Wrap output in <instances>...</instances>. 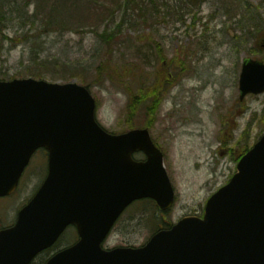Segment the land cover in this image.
Here are the masks:
<instances>
[{
	"label": "water",
	"instance_id": "1",
	"mask_svg": "<svg viewBox=\"0 0 264 264\" xmlns=\"http://www.w3.org/2000/svg\"><path fill=\"white\" fill-rule=\"evenodd\" d=\"M240 91L242 100L264 92L263 62H244ZM40 148L49 152L53 174L15 226L0 232V264H31L70 225L79 242L47 264H264V135L208 201L203 219L184 218L144 248L113 251L102 243L131 203L151 198L164 211L174 203L150 131L107 132L90 91L76 83L0 81V197L16 190ZM136 152L147 160H135Z\"/></svg>",
	"mask_w": 264,
	"mask_h": 264
},
{
	"label": "rangeland",
	"instance_id": "2",
	"mask_svg": "<svg viewBox=\"0 0 264 264\" xmlns=\"http://www.w3.org/2000/svg\"><path fill=\"white\" fill-rule=\"evenodd\" d=\"M143 1L148 4L151 0ZM248 2L258 21L254 26L247 21L253 27L247 29L239 25L242 15L236 0H204L198 9L187 8L182 0H168V7H163L159 16L147 13L143 17L142 13L129 11L128 20L141 18L131 26H120L124 17L119 13L110 29L120 30L122 43L112 50L104 49L100 39L92 33L67 32L37 37L39 27L25 19L31 9L21 7L16 13L7 10V18L0 26V79L28 78L30 72L42 71L46 81L66 82L51 78L57 68L79 72L92 82H99V78L93 77L96 67L109 56L117 63L115 65L126 64L124 66L133 68L137 74L131 80L109 79L104 75L89 90L98 104L99 123L109 132H123L128 129L126 85L137 92L144 80L142 73L152 76L161 68L157 54L145 40L152 37L163 48L167 63L173 62V66L166 69L173 86L163 100L159 120L150 128L165 153L168 173L176 190L175 206L166 219L173 224L186 216H201L209 197L236 173V157L242 155L246 147H252L264 133V95L249 96L244 102L239 98L244 60L264 57L256 52L255 46L257 36L264 29V0ZM231 13L237 15L230 17ZM137 35L144 40L139 50L129 45ZM6 37L26 39L13 46ZM143 64L146 65L144 70ZM72 81L81 84L78 78ZM201 145L204 146L202 151L198 150ZM198 152L201 155H197ZM39 157L42 163L44 156ZM36 160L26 172L22 189L12 197L0 199L3 225L14 222L16 209L40 186L44 169ZM149 208H154L149 201L130 206L104 247L144 246L158 226V220L162 219L161 215H152ZM168 222L165 223L171 224ZM67 236L75 237L72 230Z\"/></svg>",
	"mask_w": 264,
	"mask_h": 264
},
{
	"label": "trees",
	"instance_id": "3",
	"mask_svg": "<svg viewBox=\"0 0 264 264\" xmlns=\"http://www.w3.org/2000/svg\"><path fill=\"white\" fill-rule=\"evenodd\" d=\"M0 7V26L3 25V21L7 18V10H10L11 13H16V10L22 7L24 10L31 9L28 14H25V19L39 27L37 37L51 34L65 35L67 32L79 35L92 33L100 39L104 49L112 50L113 47L122 43L118 35L120 30L110 29L119 13L124 17L120 26H131L132 24H137L141 18L128 20L129 11L138 12V14L142 13L143 17L147 13L159 16L162 8L168 7V0H151L148 4L143 0H0ZM104 25L106 27H103ZM0 32L2 33V31ZM6 38L13 46L20 45L26 39ZM145 40L149 42L150 50L157 54L161 68L159 71L154 72L152 76L142 73L144 80H141L142 85L138 87L137 92L132 91L126 85L129 100L125 109V122L128 128H152L159 120L163 100L173 86V82L166 71L167 68L173 66V62L167 63L163 48L152 37H145ZM143 41L140 35H137L132 37L129 45L137 46V50H139V47L144 44ZM133 63L136 64L135 62ZM115 64L117 63L107 56L96 67V73L93 77L95 79L99 78L100 81L104 75L109 79L120 77L125 80H131L137 74L133 68L124 66L126 64ZM145 68L146 65L143 64V70ZM54 73L53 76L51 75L53 80L69 82L78 78L88 88L100 82H92L89 77L79 72H69L68 69L60 70L55 68ZM29 76L43 78L44 72H30ZM126 83L128 84V82ZM155 210L153 208L150 211L152 215L157 213V210L156 212Z\"/></svg>",
	"mask_w": 264,
	"mask_h": 264
},
{
	"label": "flooded vegetation",
	"instance_id": "4",
	"mask_svg": "<svg viewBox=\"0 0 264 264\" xmlns=\"http://www.w3.org/2000/svg\"><path fill=\"white\" fill-rule=\"evenodd\" d=\"M44 154V159H43V169H44V181L48 178L49 175V167H48V154L47 152H43ZM72 228V227H71ZM74 229V228H72ZM67 232V231H66ZM66 232L59 238V240L56 242V244L50 248L49 250L45 251L44 253H41L37 259L32 263V264H45L51 256L55 255L56 253L64 250L67 248L68 245H64L66 243H63L64 241H68L66 237ZM75 234L77 233L76 230L74 229Z\"/></svg>",
	"mask_w": 264,
	"mask_h": 264
},
{
	"label": "bare ground",
	"instance_id": "5",
	"mask_svg": "<svg viewBox=\"0 0 264 264\" xmlns=\"http://www.w3.org/2000/svg\"><path fill=\"white\" fill-rule=\"evenodd\" d=\"M202 98H203V97H202ZM189 132H190V131H187V133H188V134H189ZM200 149H201V151H202V150L204 149V146H202V145H201V146H199V147H198V150H200ZM197 155H201V154L198 152V154H197Z\"/></svg>",
	"mask_w": 264,
	"mask_h": 264
}]
</instances>
